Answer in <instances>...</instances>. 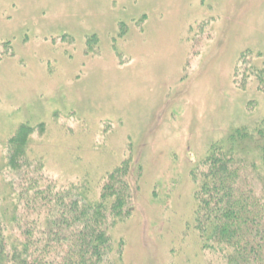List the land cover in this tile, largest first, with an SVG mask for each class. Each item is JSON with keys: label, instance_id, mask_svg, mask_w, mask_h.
<instances>
[{"label": "rangeland", "instance_id": "1", "mask_svg": "<svg viewBox=\"0 0 264 264\" xmlns=\"http://www.w3.org/2000/svg\"><path fill=\"white\" fill-rule=\"evenodd\" d=\"M262 130L264 0H0V204L128 166L118 264H216L184 232L190 171Z\"/></svg>", "mask_w": 264, "mask_h": 264}, {"label": "trees", "instance_id": "2", "mask_svg": "<svg viewBox=\"0 0 264 264\" xmlns=\"http://www.w3.org/2000/svg\"><path fill=\"white\" fill-rule=\"evenodd\" d=\"M258 136L212 145L190 171L194 208L184 232L216 264H264V130ZM130 175L124 164L115 168L98 192L27 177L33 188L1 199L0 264H118L124 243L110 230L131 216Z\"/></svg>", "mask_w": 264, "mask_h": 264}]
</instances>
